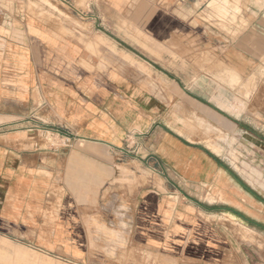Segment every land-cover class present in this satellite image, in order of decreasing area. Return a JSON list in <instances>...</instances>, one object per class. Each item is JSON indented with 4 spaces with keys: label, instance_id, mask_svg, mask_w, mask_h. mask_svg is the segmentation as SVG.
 <instances>
[{
    "label": "crops",
    "instance_id": "0c3cea01",
    "mask_svg": "<svg viewBox=\"0 0 264 264\" xmlns=\"http://www.w3.org/2000/svg\"><path fill=\"white\" fill-rule=\"evenodd\" d=\"M48 1L66 16L61 26L39 1L28 10L27 0H0V253L8 251L2 239L40 252L55 243L83 251L69 203L77 178L99 188L110 179L116 215L95 228L117 245L113 264H145L141 255L151 252L177 263L215 262L224 238L198 217L193 192L217 193L245 223L264 224V202L195 139L192 117L218 127L243 120L204 109L199 99L211 95L196 93L228 87L231 73L246 84L262 67L252 47L263 51L264 0ZM231 19L239 21L234 37L224 31L234 29ZM256 115L264 119V110Z\"/></svg>",
    "mask_w": 264,
    "mask_h": 264
},
{
    "label": "rangeland",
    "instance_id": "374dc122",
    "mask_svg": "<svg viewBox=\"0 0 264 264\" xmlns=\"http://www.w3.org/2000/svg\"><path fill=\"white\" fill-rule=\"evenodd\" d=\"M38 1L47 5L45 10L49 9L50 12L54 11L56 13L58 18L55 22L61 26L63 17L66 18V16L56 3L48 0H27L28 10L31 7H36L37 5L34 3ZM218 15L223 16L222 11L218 12ZM219 22L222 24V21ZM225 22H228L232 27L234 26V29L230 31L225 29L224 31H227L232 37L237 35L239 21L231 19ZM246 22L248 34L251 32L252 39H254V24L256 21ZM240 23L244 24V21H240ZM215 27V32L223 31L220 25L216 24ZM262 31L264 32V28ZM262 41L263 51H258L259 45H253L252 47L255 51L252 54L254 57H258L256 63L262 67L253 69V74L248 78L246 84L240 85L239 78L231 73V84L228 87L223 88L220 84H208L201 86L203 89L199 88L196 93L200 97L211 95L209 99L207 98L208 100L199 99L204 109L207 106L216 112L218 110L228 111L232 117L236 116L238 119L243 120L222 121L220 125L222 127H218L205 121L201 115L198 118L192 117L194 118L193 122H195L193 124L195 139L207 145L208 149L223 161V165L230 169V172L235 175L241 186L249 189L264 202V119L256 115L257 109L262 108L264 110V83H256L257 79H260L261 76L264 77V40ZM200 113L203 114L201 110ZM192 117H186L188 119L186 122L189 123L188 126H191L190 118ZM48 137V140L53 141L56 145L58 136L49 134ZM125 150L130 151L129 156H141L140 153L132 152L127 148ZM103 182L104 185L99 188L92 180H80L78 178L71 180L69 200L71 226L72 231L74 229L79 230L78 226L82 231L80 238L84 241L81 244L83 251H79L78 254L74 255L71 253V243H55L41 245L47 248L49 252H40L36 247L38 245L27 247L2 239V247L8 249V251L0 253V264H113V256L117 245L109 242V240L100 239L95 228L101 223L108 224L116 215L113 207L117 203L116 198L112 196L109 189L110 179L104 178ZM92 191L95 192L90 195L92 201H82L84 193H91ZM174 197L175 195H166L167 204H170L175 199ZM188 198L196 204L198 217L207 221L214 228L216 235H221L224 238V250L221 251L220 257L212 264H264V224L254 220L245 223L238 215H234L235 213L239 214V212L221 204L222 199L217 193L207 195L197 191L189 194ZM197 205L209 208V210L213 209V211H209L213 214L202 213ZM134 215L135 213L131 211L126 213L124 218L130 222L135 218ZM107 230L113 229L109 228ZM128 235L132 237L133 234L129 233ZM71 236L74 237L75 235L72 234ZM140 252L142 251L140 250ZM61 256L74 257V260L71 263L64 262L60 260ZM141 258L144 259L145 264H193L188 262L177 263L169 259L164 260L157 253L152 252L144 253Z\"/></svg>",
    "mask_w": 264,
    "mask_h": 264
}]
</instances>
